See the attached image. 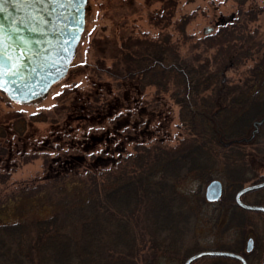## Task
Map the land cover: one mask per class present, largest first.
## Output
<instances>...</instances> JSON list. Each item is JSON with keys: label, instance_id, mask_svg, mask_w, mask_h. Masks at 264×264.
I'll list each match as a JSON object with an SVG mask.
<instances>
[{"label": "rangeland", "instance_id": "1", "mask_svg": "<svg viewBox=\"0 0 264 264\" xmlns=\"http://www.w3.org/2000/svg\"><path fill=\"white\" fill-rule=\"evenodd\" d=\"M151 40L172 44L180 58L207 63L212 71L228 64L222 76L227 83L264 90V0H87L84 31L62 77L30 101L10 100L0 90V125L9 127L0 139V224L49 218L101 185L108 172L131 171L154 147L175 150L191 137L169 96L173 87L159 93L142 85L135 69L131 76L126 72L134 64L125 55ZM211 93L215 88L205 94ZM260 135L245 148L254 156V176L245 185L264 177V126ZM208 183L179 188L193 216L177 242L167 240L166 264H182L201 251L236 249L239 231L246 232L243 252L246 240L254 241L248 263L260 264L263 217L245 211L239 223L248 218L251 224L236 229L229 202L205 200ZM260 196L264 192H252L244 201L253 204ZM145 208L142 203L135 213V227L146 241ZM148 253L147 244L137 257Z\"/></svg>", "mask_w": 264, "mask_h": 264}, {"label": "trees", "instance_id": "2", "mask_svg": "<svg viewBox=\"0 0 264 264\" xmlns=\"http://www.w3.org/2000/svg\"><path fill=\"white\" fill-rule=\"evenodd\" d=\"M126 57L134 64L126 72L131 76L135 69L142 85H153L159 93L173 87L169 96L179 106V121L191 137L175 150L154 147L147 156H139L131 171L108 172L101 185L90 187L49 218L0 224V264H166L171 260L167 240L177 242L193 216L189 198L179 189L188 182L224 180L220 200L235 208V228L251 224L248 218L239 223L246 215L234 204L233 195L254 176L252 155L245 148L258 143L264 121L252 141H231L249 138L254 123L264 117V90L229 84L222 78L228 64L212 71L207 63L183 60L166 41H141ZM212 88L215 93L206 95ZM6 126L0 125V139L9 133ZM254 192L260 194L264 188ZM141 202L146 207V241L135 227ZM253 204L264 206V196ZM255 214L264 219L262 213ZM239 233L236 249L226 250L243 249L246 232ZM147 244L148 255L138 258ZM199 260L240 264L223 257Z\"/></svg>", "mask_w": 264, "mask_h": 264}, {"label": "water", "instance_id": "3", "mask_svg": "<svg viewBox=\"0 0 264 264\" xmlns=\"http://www.w3.org/2000/svg\"><path fill=\"white\" fill-rule=\"evenodd\" d=\"M85 3L86 0H74L65 13L64 19H58L64 24V29L60 31L58 38L39 39L42 43L37 47L31 45L34 53L38 52L41 59H29L27 56L22 58V67L19 78L15 83L6 82L4 89H0L5 95L13 101L25 102L39 98L45 91L66 72L69 62L73 57L76 45L79 43L85 25ZM64 7L57 5L56 10H62ZM45 30L50 29V24L43 26ZM53 31V30H51ZM209 29L206 30V33ZM7 77L5 80L7 81ZM264 121V117L254 123V128L249 138L234 140L231 142L251 141L258 131V125ZM264 188V181L246 185L240 188L234 194L235 205L248 212H260L264 215V207L259 205L246 204L242 202L241 197L244 194L251 193ZM223 192V185L220 180H211L205 187V199L208 202H217ZM252 239L247 241V251L250 250ZM202 257H223L239 261L241 264H247L245 259L230 251L208 250L201 251L188 257L184 264ZM262 264H264V253Z\"/></svg>", "mask_w": 264, "mask_h": 264}, {"label": "snow or ice", "instance_id": "4", "mask_svg": "<svg viewBox=\"0 0 264 264\" xmlns=\"http://www.w3.org/2000/svg\"><path fill=\"white\" fill-rule=\"evenodd\" d=\"M74 0H0V12L6 23H0V89L6 82L15 83L19 78L22 58L41 59L31 45L42 43L35 34H43L45 17H52L56 6L73 3ZM51 5V7H47ZM40 9V10H38ZM7 77V81L5 80Z\"/></svg>", "mask_w": 264, "mask_h": 264}, {"label": "flooded vegetation", "instance_id": "5", "mask_svg": "<svg viewBox=\"0 0 264 264\" xmlns=\"http://www.w3.org/2000/svg\"><path fill=\"white\" fill-rule=\"evenodd\" d=\"M86 5H87V0H86V3H85V9H86ZM47 7L50 8L51 5H47ZM63 7L64 8L62 10H55V12H54L52 17H47V16L45 17L46 19L49 20L48 24H50V29L49 30H45L43 34L36 33L35 34L36 39L39 40V39H48V38L56 39V37L58 38V35H59L60 31H62L64 29V24L62 22H60L58 19H64L65 13H66L67 9L70 7V5L66 4ZM38 10H40V9H38ZM0 23H6L5 16H4L3 12H0ZM51 30H53V31H51ZM247 240H246V243H245V246H244V252H243V250H241L237 254L242 256L245 259L246 263L249 264L248 260H247V256L250 255L252 253L253 249H254V241L252 239L251 248H250V250L247 251V249H246ZM263 253H264V246H263ZM263 253H262V259H263ZM262 259H261V263L260 264H262ZM232 260H234V259H232ZM184 261H185V259H184ZM235 261H237V260H235ZM183 262H182V264H183ZM237 262L240 263L239 261H237ZM194 263L195 262H192L191 264H194Z\"/></svg>", "mask_w": 264, "mask_h": 264}]
</instances>
